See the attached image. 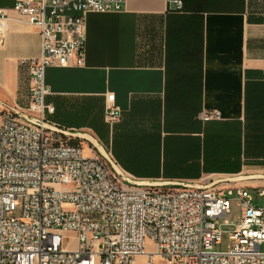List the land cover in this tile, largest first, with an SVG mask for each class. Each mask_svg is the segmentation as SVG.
Wrapping results in <instances>:
<instances>
[{
    "label": "crops",
    "instance_id": "obj_1",
    "mask_svg": "<svg viewBox=\"0 0 264 264\" xmlns=\"http://www.w3.org/2000/svg\"><path fill=\"white\" fill-rule=\"evenodd\" d=\"M175 1L87 13L84 65L46 69L49 119L95 137L137 179L264 176V0ZM16 2L0 0L11 17L0 29V100L26 107L41 38ZM109 93L122 112L113 125Z\"/></svg>",
    "mask_w": 264,
    "mask_h": 264
},
{
    "label": "built area",
    "instance_id": "obj_2",
    "mask_svg": "<svg viewBox=\"0 0 264 264\" xmlns=\"http://www.w3.org/2000/svg\"><path fill=\"white\" fill-rule=\"evenodd\" d=\"M126 3L17 0L13 7L38 28L41 52L28 60V106L0 100V264H139L140 257L152 264L155 256L167 264H264V203L248 194L254 188L264 195V185L246 184L264 176L208 175L199 183L137 179L95 137L97 144L49 119L55 107L47 102L46 69L83 66L87 13L119 12ZM9 18L0 7V29ZM121 115L109 93L105 121L113 125ZM235 189L241 213L229 231L232 248L214 250Z\"/></svg>",
    "mask_w": 264,
    "mask_h": 264
},
{
    "label": "rangeland",
    "instance_id": "obj_3",
    "mask_svg": "<svg viewBox=\"0 0 264 264\" xmlns=\"http://www.w3.org/2000/svg\"><path fill=\"white\" fill-rule=\"evenodd\" d=\"M77 142H80V141H76L75 143H77ZM87 152L88 151L86 149V153ZM213 176H214L213 178L224 177V176H218V175H213ZM246 181H248V182H246V184H248V185H262V184L264 185V181H258V180H254V179H252V180L247 179ZM155 182L164 183L166 181L158 180ZM248 194H249V196H252V198L254 199L256 204L262 205L264 203V195H261V191L258 192L257 189L248 188ZM239 199H240V195H239L238 189H235L234 194L231 196V200H230V212L227 214V216L225 218L221 219V223L224 224L223 228H222V230H223V234H222V238H221L222 243L219 245H216L214 247V250L229 251L232 248V242H230V240H229V231L234 227V225L237 222V218L239 217V215L241 213V207L239 205ZM14 215L17 217L22 216V202L21 201L16 204ZM227 222L229 223L228 225L226 224ZM148 248H150V247L148 246ZM153 249H154V247L150 248L151 251H153ZM260 249H261V251L264 252V243L261 245ZM139 264H147L146 258L140 257ZM152 264H167V263L164 260H162L160 257L155 256Z\"/></svg>",
    "mask_w": 264,
    "mask_h": 264
},
{
    "label": "water",
    "instance_id": "obj_4",
    "mask_svg": "<svg viewBox=\"0 0 264 264\" xmlns=\"http://www.w3.org/2000/svg\"><path fill=\"white\" fill-rule=\"evenodd\" d=\"M81 135L82 136H84V137H86V138H88V139H90L91 141H93L95 144H97V142L90 136V135H88L87 133H81ZM100 148L102 149V150H104L103 149V147H101L100 146ZM249 177H256V176H243V178H249ZM257 177H259V176H257Z\"/></svg>",
    "mask_w": 264,
    "mask_h": 264
}]
</instances>
